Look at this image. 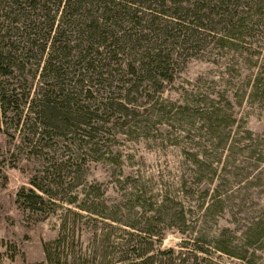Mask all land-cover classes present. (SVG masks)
Returning <instances> with one entry per match:
<instances>
[{
  "label": "rangeland",
  "instance_id": "374dc122",
  "mask_svg": "<svg viewBox=\"0 0 264 264\" xmlns=\"http://www.w3.org/2000/svg\"><path fill=\"white\" fill-rule=\"evenodd\" d=\"M21 1L0 0V48L23 67L9 82L28 102L70 82L64 95L91 119L74 132L44 129L21 102L19 129L3 125L0 264L45 262L46 247L59 264H264V0H189L200 29L160 17L173 30L158 41L138 12L134 46L91 50L56 5ZM51 19V35L65 30L68 41L52 62L57 81L43 70L52 45L41 53ZM151 46L167 59L165 77L139 69ZM32 181L46 192L33 211L14 203Z\"/></svg>",
  "mask_w": 264,
  "mask_h": 264
},
{
  "label": "trees",
  "instance_id": "16d2710c",
  "mask_svg": "<svg viewBox=\"0 0 264 264\" xmlns=\"http://www.w3.org/2000/svg\"><path fill=\"white\" fill-rule=\"evenodd\" d=\"M20 1L21 0H16V2L21 4L22 1ZM30 1L32 2V0ZM44 2H51L56 5V11L61 13L62 25L70 28V31L78 34L79 46H86V50H91L92 48L99 49L100 47H117L118 49H121L128 45L134 46L135 43L140 41L139 36H141V34L136 32L138 29L136 28V24L139 19L137 13L142 11L148 12V19L146 22L150 24L149 31L151 34L154 33V35H156L154 41H158L162 37L167 38L168 35L172 33L170 30H173L169 28V24L162 26L158 22L160 17L170 18L166 19L167 21L165 22L171 23L175 26L177 25L185 32H194V28L200 29V23L205 21L204 16H201L200 14L202 11L200 8H191V6H189L196 4L197 1L188 4L189 0H148L145 9L134 8L132 6L133 3H131L130 0H44ZM167 4L171 5L168 10L173 11L170 15L167 14V11L163 10L165 6L167 7ZM186 4L188 6H183ZM29 5L33 6L32 8L34 9L36 8L35 3ZM92 6L93 8H90ZM97 6L103 7L100 15H97L95 12ZM44 8H46V4H42L40 7L41 10ZM226 11L227 10L225 9V12ZM194 21H199L200 23H195ZM48 22V39L43 45L41 53H44L47 45L50 44L52 45V49H54V51L52 53L53 56H50L49 59L48 54H46L47 57L43 61V70L46 71L48 75L52 73L53 79L57 81L60 79L62 74L60 72V68L58 67L59 64L55 65V63H60L62 57H66V55H68L65 53L67 50L66 42L68 41L65 40V30L58 31L56 35H51L56 21L51 19V21L48 20ZM230 24L231 27H234L239 31L249 29L242 22L236 21V23L230 22ZM146 37L147 32L144 34L142 40H147ZM154 41L152 42V40L148 39V43L154 44ZM154 46L155 48H160L161 43L158 45L154 44ZM155 48L151 46L149 51L145 53L144 58L141 60L139 68L141 73L146 72L147 74H150L153 73V71L162 73L166 69L167 59H165L163 51ZM151 50L157 51L156 54L151 55ZM17 60L18 56L13 54L9 48L7 50L0 48V136L10 137L8 129L3 128V125H6L7 119H15L14 129H19L20 125H22L21 116L22 110L25 106L21 109V102H25L29 105L28 111L29 114L32 115V120L36 121L37 119H40L45 121L48 127L46 126L44 128L43 126L44 129L51 128L52 130L58 132L71 129L70 131L74 132L77 130L78 126H83L85 128L90 127L91 118L87 120L89 110L87 108H85V110H80L77 107H71V94L73 95V92H71V94L64 95V91L68 89L67 87L70 85V82L63 83V87L59 90V92H56L57 94H54L55 88L52 90L49 89L47 96L38 94V97L31 98L30 102H28L30 97L29 94L22 96L21 93L17 92L16 88L9 82V79L14 73L13 68L15 69V67H17L19 70L23 68L20 65L21 61H18L16 65ZM132 74L135 75L137 73L132 72ZM161 75L162 77L166 76L164 73ZM22 97L24 100H22ZM86 97L88 100L91 97L87 91H85L84 95V98ZM72 101H74V99ZM35 127L36 130L40 129L37 124ZM83 132H85V130H83ZM81 137L85 138L88 136L84 133ZM31 184L34 186V189L21 188L16 194L14 203L22 209H30L33 211L34 209L39 208L38 206L43 204V198L36 192H40L42 194H45L46 192L44 187L36 182L32 181ZM45 252V262L41 261L28 263L24 261L23 264H59V262L56 263L55 259L52 260L47 247L45 248ZM2 258L3 255L0 253V262L2 261Z\"/></svg>",
  "mask_w": 264,
  "mask_h": 264
}]
</instances>
